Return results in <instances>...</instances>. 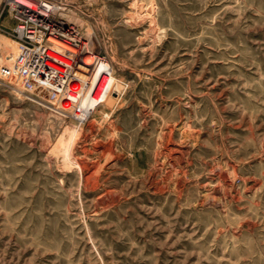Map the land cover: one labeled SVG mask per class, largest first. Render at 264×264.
<instances>
[{"label": "rangeland", "instance_id": "obj_1", "mask_svg": "<svg viewBox=\"0 0 264 264\" xmlns=\"http://www.w3.org/2000/svg\"><path fill=\"white\" fill-rule=\"evenodd\" d=\"M61 1L117 100L79 124L0 71V264H264V0Z\"/></svg>", "mask_w": 264, "mask_h": 264}, {"label": "built area", "instance_id": "obj_2", "mask_svg": "<svg viewBox=\"0 0 264 264\" xmlns=\"http://www.w3.org/2000/svg\"><path fill=\"white\" fill-rule=\"evenodd\" d=\"M2 3L3 10L15 22L13 34L18 51L12 66L3 68L1 75L13 78L20 90L46 95L59 106L70 103L76 109L88 84L80 93H74V84L69 83L70 67L63 64L65 72H58L49 66L61 65L48 55L54 52L47 47V40L50 33L59 34L63 30L64 21L60 18V13L66 10L63 1L2 0Z\"/></svg>", "mask_w": 264, "mask_h": 264}, {"label": "bare ground", "instance_id": "obj_3", "mask_svg": "<svg viewBox=\"0 0 264 264\" xmlns=\"http://www.w3.org/2000/svg\"><path fill=\"white\" fill-rule=\"evenodd\" d=\"M60 18L64 21V25H61L63 30L59 34L50 33L51 35L47 40V47L50 51L54 52H49L48 55L51 58L56 59L61 65L57 66L50 63L49 66L58 72H65V69L62 66L63 64L70 67L69 69H71V76L69 83L74 84V89H72L74 93H80L82 87L85 84H88L86 91H84L82 97L78 101V107H76V109L73 108L70 103L60 105L62 111L64 113H68V115L74 114L70 112L71 109H74V111L76 110V114L72 117V119L75 122L81 124V122H84L87 118L91 117L93 113L96 112V110H98L100 107H109L115 103L117 100V97H114L116 93L115 91L117 89V81L114 78L112 69L113 66H111L112 63H110L109 60L104 56L99 54L98 49L95 48V46L98 44L95 39H93L92 35L90 34L87 39H83L82 35H80L78 28L75 26V24L77 25V23H79L78 21L80 18H78L74 12L69 13L64 11L60 13ZM6 47V44H4L3 48L5 53L2 52L0 62L6 63L7 65L9 64V66L5 68H10L16 55L14 52H12V50H10L11 47L9 49ZM102 114L103 117L106 118L107 115L105 113ZM73 136V129L70 130L66 128L63 132L62 138L59 136L61 138L59 140H61L62 144L67 147L69 142L66 144V141H68L65 140L66 137L69 140H72Z\"/></svg>", "mask_w": 264, "mask_h": 264}]
</instances>
